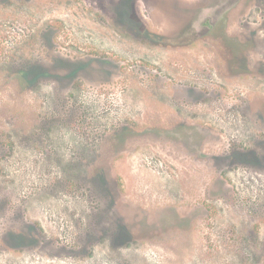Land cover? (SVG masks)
<instances>
[{
	"label": "rangeland",
	"instance_id": "obj_1",
	"mask_svg": "<svg viewBox=\"0 0 264 264\" xmlns=\"http://www.w3.org/2000/svg\"><path fill=\"white\" fill-rule=\"evenodd\" d=\"M228 2L0 0V264H264V80L221 48L264 59V0L203 39Z\"/></svg>",
	"mask_w": 264,
	"mask_h": 264
},
{
	"label": "flooded vegetation",
	"instance_id": "obj_2",
	"mask_svg": "<svg viewBox=\"0 0 264 264\" xmlns=\"http://www.w3.org/2000/svg\"><path fill=\"white\" fill-rule=\"evenodd\" d=\"M228 6L226 8H222L221 6L219 7V10H215L214 11V17L212 19H209L207 21L203 22V28H202V32H201V36L203 37V39H213V40H217L218 37L220 36V39H226L229 36V30L227 29V19L225 16L227 8L233 6L234 4L238 3L240 0H228ZM255 1V0H254ZM223 4H225V1L223 2ZM188 31H190V33H185V31H181L179 33H174V36H179L178 40L180 43H176L174 44V46L176 47H191L190 42L188 43V41H190L189 36L193 34V30L191 28L188 29ZM216 31L217 34H212V32ZM189 39V40H188ZM229 40H233L234 42L238 41V38L235 39H229ZM229 43V42H228ZM231 45V44H228ZM235 46H238L240 48V50L238 51V55L237 58L234 60L229 56V50L226 49L227 45H224V47H221L223 49V53L224 55L227 56V59L225 60V62H227L225 64V71L227 73H229V76L231 77H235L236 79H240V78H246V79H253V80H264V59H260V60H253L250 61L249 59L246 58L245 55H247L248 51H254V43H250L248 46L247 44H245L244 47H241L238 44H232ZM173 46V44H172ZM212 47H216L214 44L211 45ZM222 71V69H220ZM172 98H174L172 96ZM176 99V98H175ZM258 100V99H257ZM259 102L260 106L263 105L261 100L257 101ZM255 102V104L257 103ZM257 105L258 103L255 105L254 110L251 108L249 109V111L253 110V114L255 116H257V113H260L261 115L263 114L262 111H264V108H259L257 111ZM257 107V108H256ZM207 124V123H206ZM187 125L180 123V131H179V139L177 138V141H174L176 145H181L183 143L182 138H183V132H190L193 129L186 127ZM199 127V128H198ZM195 129L197 130H206L207 128H204L203 125H196ZM177 130V129H176ZM173 130V131H176ZM188 134V133H186ZM187 136V135H186ZM194 141H192L193 143ZM207 142V139H203L202 143ZM252 152V151H250ZM249 153H240L238 155V158L243 159V158H248L251 162L257 161V156L256 159L254 160L253 156L250 155ZM244 156V157H243Z\"/></svg>",
	"mask_w": 264,
	"mask_h": 264
}]
</instances>
